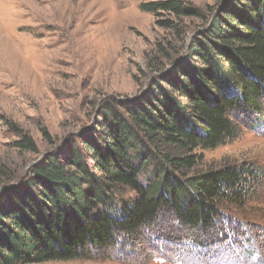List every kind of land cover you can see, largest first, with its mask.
<instances>
[{"label":"trees","instance_id":"trees-1","mask_svg":"<svg viewBox=\"0 0 264 264\" xmlns=\"http://www.w3.org/2000/svg\"><path fill=\"white\" fill-rule=\"evenodd\" d=\"M143 1L156 25L184 44L187 20L206 16L190 0ZM157 49L163 52L161 42ZM186 49L180 61L169 56L168 71L136 99L102 104L92 129L78 142L66 141L65 152L45 154L20 176L0 163V264L105 254L118 238H136L162 216L201 233L164 253L176 259L186 248L208 246L225 226L222 214L246 204L261 176L253 165L190 172L203 159L198 151L233 141L244 126L264 120V0L224 1ZM8 124L20 138L16 147L38 152L29 133ZM122 188L133 196L121 198ZM250 241H242L247 255L254 254ZM208 250L213 257L215 249Z\"/></svg>","mask_w":264,"mask_h":264},{"label":"rangeland","instance_id":"rangeland-1","mask_svg":"<svg viewBox=\"0 0 264 264\" xmlns=\"http://www.w3.org/2000/svg\"><path fill=\"white\" fill-rule=\"evenodd\" d=\"M190 1L206 16L187 20L184 44L156 25L143 0H0V163L20 176L45 154L65 152L66 141L92 129L102 104L136 99L161 71H168L169 56L182 60L191 36L226 0ZM10 122L34 138L37 153L16 147L20 138ZM198 153L203 159L190 174L227 164L253 165L261 174L246 204L222 214L220 225L225 226L215 229L212 241L202 242L208 246L180 250L176 259L164 255L178 252L179 239H199L201 233L162 216L138 237L118 238L105 254L30 264H264V120L244 126L235 140ZM133 194L129 188L120 191L124 199ZM228 227L236 236L227 234L233 231ZM246 238L252 255L244 253ZM213 248L215 254L208 256Z\"/></svg>","mask_w":264,"mask_h":264}]
</instances>
